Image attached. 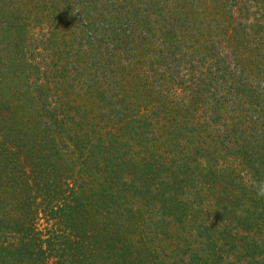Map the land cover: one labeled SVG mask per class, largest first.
<instances>
[{
    "label": "trees",
    "instance_id": "trees-1",
    "mask_svg": "<svg viewBox=\"0 0 264 264\" xmlns=\"http://www.w3.org/2000/svg\"><path fill=\"white\" fill-rule=\"evenodd\" d=\"M264 0H0V264H264Z\"/></svg>",
    "mask_w": 264,
    "mask_h": 264
},
{
    "label": "clouds",
    "instance_id": "clouds-1",
    "mask_svg": "<svg viewBox=\"0 0 264 264\" xmlns=\"http://www.w3.org/2000/svg\"><path fill=\"white\" fill-rule=\"evenodd\" d=\"M257 190L258 197H264V181L260 182L259 184L255 185Z\"/></svg>",
    "mask_w": 264,
    "mask_h": 264
}]
</instances>
